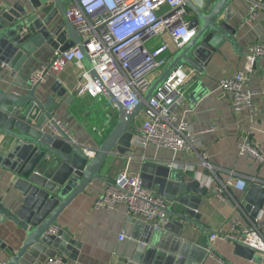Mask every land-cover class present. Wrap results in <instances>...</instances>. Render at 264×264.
I'll return each mask as SVG.
<instances>
[{
	"label": "water",
	"instance_id": "water-1",
	"mask_svg": "<svg viewBox=\"0 0 264 264\" xmlns=\"http://www.w3.org/2000/svg\"><path fill=\"white\" fill-rule=\"evenodd\" d=\"M185 1L190 28H197L195 43L176 52L133 110L102 82L84 50V65L117 111V120L97 147L84 144L57 124V113L73 98L67 88L57 81L50 94L40 93L41 83L33 85L30 74L22 70L46 45L56 50L50 67L60 53L81 43L79 32L67 16L70 0H13L0 5V67L15 87L9 91L0 88V137H4L0 138V166L8 172L6 178L11 191H15H10V202L0 196V226L15 225L14 246L0 237V248L10 252L5 264H45L63 255L76 260L81 244L59 226V216L95 181H107L101 171L110 156L133 154L138 115L171 71L183 64L200 78L212 54L225 41L237 45L238 27L231 22L235 0ZM208 93L200 80L186 97L196 104ZM89 151L95 154L90 156ZM141 174L146 186L170 203L169 219L155 228L131 217L134 228L124 231V262L204 264L209 250L183 235L186 223L205 229L197 210L209 188L190 168L181 171L160 160L146 161ZM245 191V208L256 217L264 205V186L254 183ZM235 244V254L254 257V249Z\"/></svg>",
	"mask_w": 264,
	"mask_h": 264
},
{
	"label": "crops",
	"instance_id": "crops-1",
	"mask_svg": "<svg viewBox=\"0 0 264 264\" xmlns=\"http://www.w3.org/2000/svg\"><path fill=\"white\" fill-rule=\"evenodd\" d=\"M7 1L13 0H0V5ZM255 1L264 3V0H235L232 3L235 14L232 16L231 22L238 27L237 45L225 41L210 57L202 76L200 78L194 76L185 92L187 95L200 80H203L210 93L196 104L186 97L177 106V110L187 119L192 130L200 136L201 149L206 160L217 168L216 180L226 181L229 177L228 170H235L242 174L251 185L259 183L264 186V165L254 163L247 157L238 154L241 132L249 129L251 124L248 111L245 110L241 118L237 119L228 96L224 95L219 87L223 78L246 70V53L249 46L258 43L264 37V8L258 9V15L253 25H242L243 19ZM164 42L170 46L169 51L166 52L170 61L178 48L171 40L169 32L154 36L149 42V47L156 48ZM55 53L54 48L46 45L38 53L37 59L26 63L22 70L31 75L43 64L49 63ZM162 71L163 68L155 71L152 74L153 80L157 79ZM85 72L89 74L91 82L98 87V83L90 75L86 66L79 68L74 63H70L60 73L51 75L46 82L41 83L39 91L50 94V88L60 81L73 98L69 104H63L62 109L56 115L57 120L62 121L65 128L73 133L75 138L80 139L88 146L97 147L109 133L111 125L117 120V111L113 105L107 106V100L102 93L98 95H93L90 92L78 94V85ZM12 81L13 79L0 67V88L6 89V91L15 88L11 84ZM249 84L257 92L255 98L256 125L252 131V138L258 144L264 145V56L257 60L254 71L250 75ZM144 118L145 114L142 110L135 124L138 133L140 123ZM0 138L4 139V137ZM135 140L133 154L130 156L112 155L108 158L101 171V175L107 181H95L85 193L75 198L59 216V226L70 232L81 244L77 259L73 260L63 255L61 256L62 264H126L121 253L127 247V240H121L120 236L124 231L130 232L134 228V223L130 222L131 217L141 218L129 215L124 204L115 209L106 210L94 208V203L104 192L107 184L119 172L124 169L141 172L143 164L148 160L164 161L170 167L181 171L190 168L191 173H196L202 183L209 188V193L201 197L197 210L201 214L200 222L206 226L205 229L186 223L183 235L184 238L204 249H212L214 255L209 254L204 264H221L218 258H221L226 264H264V258L259 252H256L252 259L235 254L236 244L221 236L211 242L210 235L213 232L222 233L229 229L231 217L238 214L239 210L233 198L228 197L223 200L211 188L210 172L201 170L195 151H191L187 155L158 150L153 145L142 148L137 145L136 138ZM2 152L6 153L7 150ZM94 153L92 151L90 156H93ZM7 174L8 172L0 166V196L4 197V201L9 199L10 202L11 188L6 178ZM11 192L15 193L13 190ZM233 195L246 210V191L233 189ZM179 207L180 205L176 209L179 210ZM248 213L251 215L250 212ZM258 215L264 219V205ZM14 228L15 225L10 223L0 226V237L11 246H14L15 243L12 233ZM9 256L8 249L0 248V262L6 263Z\"/></svg>",
	"mask_w": 264,
	"mask_h": 264
},
{
	"label": "built area",
	"instance_id": "built-area-1",
	"mask_svg": "<svg viewBox=\"0 0 264 264\" xmlns=\"http://www.w3.org/2000/svg\"><path fill=\"white\" fill-rule=\"evenodd\" d=\"M259 8H264V3L255 1L242 25H253ZM67 16L79 32L81 43L60 53L50 67L48 65L51 62L43 64L30 75L31 83L34 85L46 82L51 75L60 73L70 63L83 68L86 51L102 82L130 110L144 99L154 81L152 74L169 62L166 56L169 44L164 42L156 48H150V40L169 32L178 51L191 48L197 34V28H190V10L185 0H70ZM263 56L264 37L249 46L246 70L223 78L219 83L220 90L228 96L237 119L247 110L251 121L250 128L241 132L239 156L262 165L264 145L252 138L256 125L257 92L250 86L249 79L257 60ZM194 76L192 69L181 64L166 77L143 110L145 118L140 123L137 145L142 148L153 145L158 150L175 154L188 155L195 151L201 170L210 172L211 188L223 200L233 198L239 210L238 214L231 217L229 229L210 235L211 242L221 236L225 240L254 249L264 258V219L259 215L252 217L233 195V189L246 190L250 187V182L235 170H228L229 177L226 181L216 180L217 168L206 160L200 136L177 110V106L186 98L187 86ZM85 92L93 95L102 93L105 96L103 89L91 82L87 72L78 85V94ZM105 99L107 106H111L112 102L106 96ZM56 122L65 128L62 121L56 119ZM89 153L91 155L92 151ZM121 204L126 205L129 215L137 216L155 228L168 222L167 207L170 203L146 186L141 172H131L128 169L119 172L96 199L94 208L110 210ZM124 238L122 233L120 239ZM209 252L214 255L211 248ZM218 259L221 264H226L221 258ZM62 263L63 258L59 256L45 264Z\"/></svg>",
	"mask_w": 264,
	"mask_h": 264
}]
</instances>
